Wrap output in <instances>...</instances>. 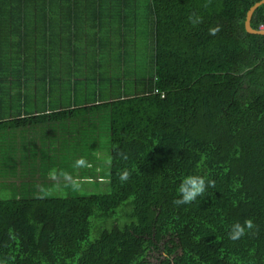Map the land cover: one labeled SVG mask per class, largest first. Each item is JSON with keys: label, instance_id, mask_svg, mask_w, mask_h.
<instances>
[{"label": "trees", "instance_id": "obj_1", "mask_svg": "<svg viewBox=\"0 0 264 264\" xmlns=\"http://www.w3.org/2000/svg\"><path fill=\"white\" fill-rule=\"evenodd\" d=\"M255 1L0 0V173L23 174L6 155L31 159L28 125L67 153L78 129L103 127L108 148L104 190H0V261L150 264L167 236L158 264H264V33L244 27ZM188 175L214 183L176 204Z\"/></svg>", "mask_w": 264, "mask_h": 264}, {"label": "rangeland", "instance_id": "obj_2", "mask_svg": "<svg viewBox=\"0 0 264 264\" xmlns=\"http://www.w3.org/2000/svg\"><path fill=\"white\" fill-rule=\"evenodd\" d=\"M74 122H76V119ZM74 125L75 123H72V126ZM59 128L58 123L55 124L54 130L58 131ZM103 129L102 127L101 131L97 130L95 138H90L87 130L81 132L78 129L80 142L77 147H71L69 149L70 151L68 150L69 153L59 149L60 140L57 137L52 141V148L48 146L52 139L48 132H46L48 131V126L24 129L23 132L25 131L27 148L33 149L34 153H31L29 156L31 159H25L24 152H27L26 148L25 150L24 148H19L18 151H12L14 156L10 155L8 158L6 155L7 163H13V159H17V162H24L22 166H18V169L22 167L24 170H22V175L19 173V170L15 174L8 173L2 175L0 173V190L2 188L14 189L15 191L18 189L21 190L23 187L21 184L30 182L31 180H34L30 183L35 184L38 192L40 190L43 191L42 195H67L68 193H90L91 191L104 190L108 181L102 178L101 175L104 174L103 168L108 166V158H106L108 148L105 147V145L107 146V134L105 135ZM68 130L65 129L64 131L67 132ZM21 131L16 130V133ZM73 133H77V129ZM85 133L86 135H84ZM32 141H35L39 148ZM43 144L47 148L42 147ZM82 144L86 150L83 149ZM36 149H38V152H35ZM73 156L75 160L69 164V157ZM14 167L9 166V169L12 171ZM83 172L87 174L91 173V178L81 177L84 174ZM3 195L9 194L3 192ZM166 239L167 236L159 242L158 249L148 252L147 258L150 264H158L159 260L164 256L165 250L163 248V242Z\"/></svg>", "mask_w": 264, "mask_h": 264}, {"label": "clouds", "instance_id": "obj_3", "mask_svg": "<svg viewBox=\"0 0 264 264\" xmlns=\"http://www.w3.org/2000/svg\"><path fill=\"white\" fill-rule=\"evenodd\" d=\"M258 29V27H257ZM218 30V26L214 28H210L211 33H215ZM155 91L158 92V90L155 89ZM161 95L163 96V92H161ZM129 176V172L127 169L123 170L120 173V180L124 181L127 180ZM206 180L207 184L211 185L214 183V180L208 179L204 176L200 175H188L183 178L181 181L178 191L179 196L174 200V203L176 204H185L190 201H193L196 199L198 195L203 193L206 188ZM253 227V221L251 218H246L243 223H241L239 220L235 221L231 225V229L229 231V237L233 240L238 239L240 236L245 234L246 229H250ZM0 264H5L4 261H0Z\"/></svg>", "mask_w": 264, "mask_h": 264}, {"label": "water", "instance_id": "obj_4", "mask_svg": "<svg viewBox=\"0 0 264 264\" xmlns=\"http://www.w3.org/2000/svg\"><path fill=\"white\" fill-rule=\"evenodd\" d=\"M262 2H264V0H257L247 9L245 20H244V27H245V29L247 31L257 32V33H264V30H260V29L254 28L250 24V18H251L253 10L255 9V7L257 5H259Z\"/></svg>", "mask_w": 264, "mask_h": 264}, {"label": "crops", "instance_id": "obj_5", "mask_svg": "<svg viewBox=\"0 0 264 264\" xmlns=\"http://www.w3.org/2000/svg\"><path fill=\"white\" fill-rule=\"evenodd\" d=\"M55 124H57V123H55ZM44 125H46V124H42V125H28V126H26V130L29 128H41L42 126H44ZM52 148V147H51ZM49 150H50V148H49Z\"/></svg>", "mask_w": 264, "mask_h": 264}, {"label": "built area", "instance_id": "obj_6", "mask_svg": "<svg viewBox=\"0 0 264 264\" xmlns=\"http://www.w3.org/2000/svg\"><path fill=\"white\" fill-rule=\"evenodd\" d=\"M258 29H260V30H264V22H261V23L258 25Z\"/></svg>", "mask_w": 264, "mask_h": 264}]
</instances>
